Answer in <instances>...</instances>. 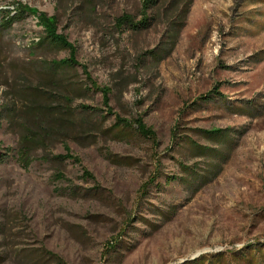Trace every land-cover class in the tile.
<instances>
[{
    "label": "rangeland",
    "instance_id": "1",
    "mask_svg": "<svg viewBox=\"0 0 264 264\" xmlns=\"http://www.w3.org/2000/svg\"><path fill=\"white\" fill-rule=\"evenodd\" d=\"M25 1L78 65L50 73L69 51L29 48L32 15L0 25V264H264V0H159L139 31L115 19L143 0ZM32 105L77 123L25 166ZM64 145L79 162L54 159Z\"/></svg>",
    "mask_w": 264,
    "mask_h": 264
},
{
    "label": "trees",
    "instance_id": "2",
    "mask_svg": "<svg viewBox=\"0 0 264 264\" xmlns=\"http://www.w3.org/2000/svg\"><path fill=\"white\" fill-rule=\"evenodd\" d=\"M177 0H173L169 5H173ZM159 2V0H143L141 4V9L139 11L140 19L136 20L135 17L128 13H123L115 19V27L119 30L123 28H128L131 30H142L151 26L152 15L150 14L151 9ZM188 11V9L186 10ZM31 15H35L38 20V24L42 27V30L39 34V40L36 43H33L29 48L32 47H40L45 44L54 45L61 49H66L69 51V56L60 60H52L49 62L51 66L52 75L56 73L58 69H71L74 66L78 65L76 61V46L68 41L65 35L58 32V21L55 16L48 17L43 12H37L33 10L28 5H17L16 12L14 14H10L7 10H0V25L3 29L10 28L15 22L23 20L25 18L30 17ZM177 32V31H176ZM176 35V34H173ZM90 87L93 90L102 91L104 93V97H107L106 89L99 88L95 82L91 79L90 75H86ZM54 83L52 82L51 77L49 76L45 82H42V86H52ZM34 93H45L50 96L52 93L47 90V88L35 86L33 88ZM65 101H69L67 97L62 96ZM107 104V102H106ZM62 106V105H61ZM84 109L89 110V106H83ZM31 109L35 112L33 127L29 130H26L21 135L19 149L17 152V159L19 162L23 163V165L27 166L32 158L31 152L34 148L40 147L43 143L46 142V138L49 136L48 130L56 131L57 133H62V128L67 126V124L75 125L77 120L72 115V111H70L69 106H62L58 108L56 111H52L48 106H42L41 108L36 107L34 105L31 106ZM55 115H58L55 117ZM137 124V127L134 129L139 135L143 137H151L153 132L151 128L147 127L142 119L137 118L134 120ZM53 122L56 126L50 127V123ZM116 127H119L120 130H131L132 123L123 118H117ZM207 133L219 134L220 130H214ZM65 153L58 154L54 156V159L57 160H70L79 162L78 158L73 156L70 152V149L67 145H64ZM5 160V155L0 154V161ZM86 175L91 176V174L86 172Z\"/></svg>",
    "mask_w": 264,
    "mask_h": 264
},
{
    "label": "bare ground",
    "instance_id": "3",
    "mask_svg": "<svg viewBox=\"0 0 264 264\" xmlns=\"http://www.w3.org/2000/svg\"><path fill=\"white\" fill-rule=\"evenodd\" d=\"M1 1V0H0ZM5 1V0H4ZM26 5V1L25 0H11L10 2H0V10H7L10 12V14H14L16 12V8H17V5ZM33 19L35 20V23L36 25H38V27L40 29H42V27L38 24V20H37V17L35 15H32ZM39 40V36L33 38V41L31 42V45L33 43H36L38 42ZM28 41V40H27ZM30 46V45H28Z\"/></svg>",
    "mask_w": 264,
    "mask_h": 264
}]
</instances>
